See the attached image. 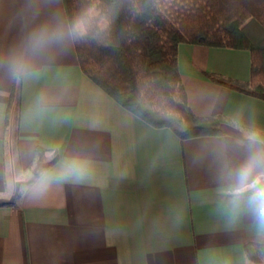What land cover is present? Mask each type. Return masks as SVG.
I'll use <instances>...</instances> for the list:
<instances>
[{
  "label": "crops",
  "instance_id": "0c3cea01",
  "mask_svg": "<svg viewBox=\"0 0 264 264\" xmlns=\"http://www.w3.org/2000/svg\"><path fill=\"white\" fill-rule=\"evenodd\" d=\"M178 62L221 135L182 140L85 75L64 0H0V264H257L264 100L210 76L249 83L251 54L182 44Z\"/></svg>",
  "mask_w": 264,
  "mask_h": 264
},
{
  "label": "trees",
  "instance_id": "16d2710c",
  "mask_svg": "<svg viewBox=\"0 0 264 264\" xmlns=\"http://www.w3.org/2000/svg\"><path fill=\"white\" fill-rule=\"evenodd\" d=\"M64 4L85 75L155 128H170L184 140L221 135L227 121L221 115L199 117L190 109L178 62L182 44L249 51V83L210 76L264 100V0H64ZM16 106L18 117L17 101ZM43 153L38 149L36 157L41 159ZM251 248L248 256L260 263L256 255L260 252Z\"/></svg>",
  "mask_w": 264,
  "mask_h": 264
},
{
  "label": "rangeland",
  "instance_id": "374dc122",
  "mask_svg": "<svg viewBox=\"0 0 264 264\" xmlns=\"http://www.w3.org/2000/svg\"><path fill=\"white\" fill-rule=\"evenodd\" d=\"M256 255H258V259H260V263H257V264H264V253H257Z\"/></svg>",
  "mask_w": 264,
  "mask_h": 264
}]
</instances>
